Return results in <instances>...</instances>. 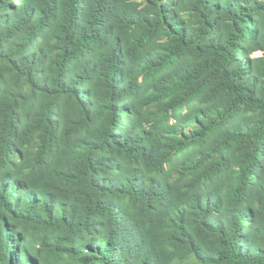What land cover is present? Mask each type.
<instances>
[{"label": "trees", "instance_id": "1", "mask_svg": "<svg viewBox=\"0 0 264 264\" xmlns=\"http://www.w3.org/2000/svg\"><path fill=\"white\" fill-rule=\"evenodd\" d=\"M0 264H264V0H0Z\"/></svg>", "mask_w": 264, "mask_h": 264}, {"label": "rangeland", "instance_id": "2", "mask_svg": "<svg viewBox=\"0 0 264 264\" xmlns=\"http://www.w3.org/2000/svg\"><path fill=\"white\" fill-rule=\"evenodd\" d=\"M257 54H259V53L258 52L254 53V55H257Z\"/></svg>", "mask_w": 264, "mask_h": 264}]
</instances>
